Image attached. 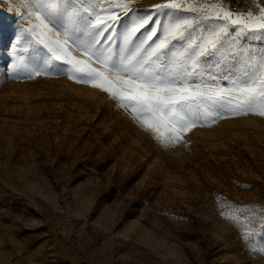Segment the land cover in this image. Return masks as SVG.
Wrapping results in <instances>:
<instances>
[{
  "label": "rangeland",
  "instance_id": "374dc122",
  "mask_svg": "<svg viewBox=\"0 0 264 264\" xmlns=\"http://www.w3.org/2000/svg\"><path fill=\"white\" fill-rule=\"evenodd\" d=\"M166 2L130 8L167 23L154 7ZM187 4L207 13L165 11L194 19V37L224 23L214 5L233 18L264 9V0ZM28 11L0 0V264H264V116L237 114L233 101L162 146L108 93L43 66L47 50L28 32L40 21ZM236 43L253 64L264 55V32ZM245 59L190 79L231 88L252 71Z\"/></svg>",
  "mask_w": 264,
  "mask_h": 264
},
{
  "label": "snow or ice",
  "instance_id": "6c2138e0",
  "mask_svg": "<svg viewBox=\"0 0 264 264\" xmlns=\"http://www.w3.org/2000/svg\"><path fill=\"white\" fill-rule=\"evenodd\" d=\"M24 2L29 6L28 15H35L40 21L28 32L36 44L47 50L48 55L41 58L43 66L66 71L69 79L108 93L162 146L181 142L183 134L198 125L201 115L213 116L211 108L233 101L237 114L264 116V55L253 64L251 54L236 43L246 33L264 32V9L259 16L248 13L233 18L232 12L214 5L216 19L224 23L205 28L206 34L194 37V19L165 11L186 8L207 13L206 8L188 5L187 0H168L154 6L167 23L151 13L135 12L130 8L132 0H115L107 8V0H76L82 9L73 0ZM113 9L125 12L126 16L117 20ZM45 18L57 26L56 33L44 22ZM150 24L156 27H149ZM61 34L63 41L59 39ZM116 35L119 41L113 48L111 42ZM104 42H108L107 46ZM69 49L79 50L84 59L73 56ZM241 57L246 58L252 71L245 72L244 80L233 78L231 88L212 87L203 80L196 83L190 79L197 74L202 77L211 67L222 68L230 60L235 68ZM213 59L215 65L211 64ZM57 61L59 65L55 64ZM65 65L69 67L65 69ZM35 74L40 75L41 71Z\"/></svg>",
  "mask_w": 264,
  "mask_h": 264
}]
</instances>
